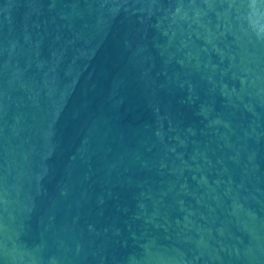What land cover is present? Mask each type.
<instances>
[{"label":"water","instance_id":"obj_1","mask_svg":"<svg viewBox=\"0 0 264 264\" xmlns=\"http://www.w3.org/2000/svg\"><path fill=\"white\" fill-rule=\"evenodd\" d=\"M0 264H264V0H0Z\"/></svg>","mask_w":264,"mask_h":264}]
</instances>
